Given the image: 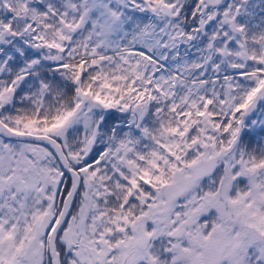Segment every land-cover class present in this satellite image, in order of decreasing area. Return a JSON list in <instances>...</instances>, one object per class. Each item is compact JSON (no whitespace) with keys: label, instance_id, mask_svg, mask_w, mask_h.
<instances>
[{"label":"snow or ice","instance_id":"obj_1","mask_svg":"<svg viewBox=\"0 0 264 264\" xmlns=\"http://www.w3.org/2000/svg\"><path fill=\"white\" fill-rule=\"evenodd\" d=\"M0 264H264V0H0Z\"/></svg>","mask_w":264,"mask_h":264}]
</instances>
